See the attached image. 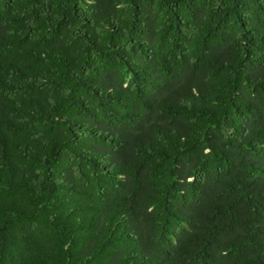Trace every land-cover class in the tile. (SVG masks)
Segmentation results:
<instances>
[{"label": "trees", "instance_id": "obj_1", "mask_svg": "<svg viewBox=\"0 0 264 264\" xmlns=\"http://www.w3.org/2000/svg\"><path fill=\"white\" fill-rule=\"evenodd\" d=\"M0 264H264V0H0Z\"/></svg>", "mask_w": 264, "mask_h": 264}]
</instances>
